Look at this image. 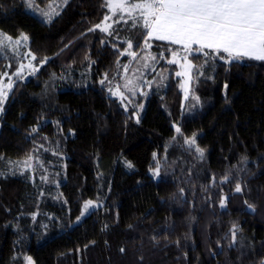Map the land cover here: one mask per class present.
<instances>
[{
	"label": "trees",
	"instance_id": "1",
	"mask_svg": "<svg viewBox=\"0 0 264 264\" xmlns=\"http://www.w3.org/2000/svg\"><path fill=\"white\" fill-rule=\"evenodd\" d=\"M109 15L0 0V32L38 68L0 117V264H264V61L151 41L141 15L99 29ZM2 48L0 83L19 61ZM135 65L149 87L125 106L106 83Z\"/></svg>",
	"mask_w": 264,
	"mask_h": 264
},
{
	"label": "rangeland",
	"instance_id": "2",
	"mask_svg": "<svg viewBox=\"0 0 264 264\" xmlns=\"http://www.w3.org/2000/svg\"><path fill=\"white\" fill-rule=\"evenodd\" d=\"M143 2L145 3H142L141 6L145 8L140 7L137 0H107L110 15L98 28L104 31L109 30L112 26L113 15H123L122 17L141 15V17H143L142 20L145 27L148 29V39L151 41L154 40L173 44L181 47L184 51L190 54L203 51L223 53L235 51L237 53L239 49L238 36L231 33L226 34L223 30L214 28L211 23L206 21H202L205 23L198 24L194 27L193 22H188L186 19H178L173 15H163L161 18H158L154 14H165V12H162L165 9V0H147ZM159 2L161 4V8L157 7ZM28 10L32 14L42 17L43 9H40V7L36 6V4H29ZM152 14L154 16H152ZM0 43L4 45V49L2 48L3 50H6L7 47L9 52L15 51L13 54L17 55L19 58L18 70L16 73L13 76L5 77L0 83L1 117L3 106L7 101L16 80H26L38 71V68L34 63L33 56L27 51L26 47L29 44V39L25 35L18 38H12L0 32ZM175 58L174 64L180 68L177 75H179L182 79L184 101H186L190 96V91L192 90V81L194 78L192 65L185 58L182 59V61L179 57ZM137 72L141 71L136 65L130 69L126 67L124 70L119 72L120 75L118 80L114 83H106V88L111 89V92L113 90L112 93L110 92L111 95H115L119 101L125 102V106L128 104L131 105L132 97L136 96V92L139 90L143 92V88L145 86H147V88L149 87L146 75L140 76ZM138 76H140L139 79ZM135 86H138L137 91ZM34 166L35 162L31 159L27 161L25 168L31 169ZM150 174L155 180L160 178L159 169L151 171ZM91 207V203H87L85 205L80 220L89 214ZM26 264H35V262L31 257H27Z\"/></svg>",
	"mask_w": 264,
	"mask_h": 264
},
{
	"label": "crops",
	"instance_id": "3",
	"mask_svg": "<svg viewBox=\"0 0 264 264\" xmlns=\"http://www.w3.org/2000/svg\"><path fill=\"white\" fill-rule=\"evenodd\" d=\"M162 12L165 14L154 15H173L193 22L194 27L209 22L226 34L238 36L237 53L227 54L264 61V0H165Z\"/></svg>",
	"mask_w": 264,
	"mask_h": 264
},
{
	"label": "built area",
	"instance_id": "4",
	"mask_svg": "<svg viewBox=\"0 0 264 264\" xmlns=\"http://www.w3.org/2000/svg\"><path fill=\"white\" fill-rule=\"evenodd\" d=\"M157 5V4H156ZM157 7H160L161 8V4H160V2L158 3V6Z\"/></svg>",
	"mask_w": 264,
	"mask_h": 264
}]
</instances>
